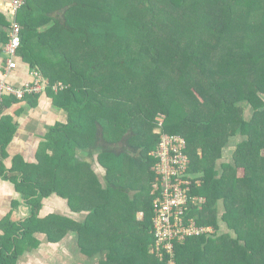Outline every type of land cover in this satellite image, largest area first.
Instances as JSON below:
<instances>
[{"label": "trees", "instance_id": "trees-1", "mask_svg": "<svg viewBox=\"0 0 264 264\" xmlns=\"http://www.w3.org/2000/svg\"><path fill=\"white\" fill-rule=\"evenodd\" d=\"M52 1L42 7L41 20L52 23L42 33L26 12H34L32 1L20 10L19 53L51 84L67 85L47 89L67 119L50 126L37 170L14 179L31 214L3 225L0 264H18L36 248L39 231L49 241L72 234L84 254L101 257L99 264H166L151 252L159 114L164 131L187 141L188 170L202 181H194L192 193L208 198L190 215L215 229L175 242L177 264H264V15L253 21L256 10L264 14V0L261 10L257 0ZM152 31L164 33L158 43L149 39ZM46 38L50 64L34 47ZM40 94L24 99L35 105ZM19 100L5 95L0 105V166L17 129L3 108ZM242 102L253 110L250 118L239 113ZM232 136L242 139L235 161L219 168ZM54 193L86 210V218L39 217L43 200ZM220 200L226 206L221 216ZM223 223L234 235L220 233Z\"/></svg>", "mask_w": 264, "mask_h": 264}, {"label": "crops", "instance_id": "crops-1", "mask_svg": "<svg viewBox=\"0 0 264 264\" xmlns=\"http://www.w3.org/2000/svg\"><path fill=\"white\" fill-rule=\"evenodd\" d=\"M34 7V12L26 11L34 18L35 24L38 25L40 32L47 31L52 23H45L41 20L43 14V6H50L52 0H31ZM52 16V14H51ZM14 19V12L11 5V0H0V80L4 79L17 86H22L26 82L33 79V68L28 57H24L22 53L17 55L18 65L16 68L6 73L8 53L5 50V44L9 37V31L12 21ZM50 38H46V44L34 45L36 52H43L45 55L41 57L38 55L40 61L50 64L46 60L53 59ZM50 45V47H49ZM41 71V70H40ZM42 72V71H41ZM4 114H9L12 121L16 123L17 129L11 141L6 147V154L1 155L2 162L0 166V236L4 234L3 225L7 220L12 222H20L26 220L31 214V207L27 203L24 195L17 188L14 179L22 180L24 171L27 169L37 170L35 167L39 164L42 158L43 143L45 142L46 134L50 126L57 121L65 122L67 113L63 109H59L53 104V98L49 96L48 90L39 95L38 102L32 105L28 99H21L13 103L9 107L4 106ZM80 154V153H79ZM18 167H17V166ZM96 169V167L94 166ZM103 169L99 165V170ZM97 171V169H96ZM104 173L99 172V176ZM86 210H75L71 208L67 198L60 197L57 194H51L50 197L43 200V206L39 210V217H45L49 214H56L57 216H66L73 220H83L87 216ZM143 213L139 212L138 217L142 218ZM36 238L40 241H45L47 238L45 233L36 232ZM67 238L72 239L77 243L75 236L67 234L60 240L49 241L52 245L62 244L67 241ZM48 239V238H47ZM45 244V243H44ZM78 245V243H77ZM43 245L39 246L42 252ZM60 247V246H59ZM62 247V246H61ZM32 251V249H30ZM35 251L36 248H34ZM33 252V251H32ZM82 252V251H81ZM26 256L29 251L24 252ZM82 255L91 257L82 252ZM21 257L19 256L18 264ZM32 260V257H29ZM49 263V262H46Z\"/></svg>", "mask_w": 264, "mask_h": 264}, {"label": "built area", "instance_id": "built-area-1", "mask_svg": "<svg viewBox=\"0 0 264 264\" xmlns=\"http://www.w3.org/2000/svg\"><path fill=\"white\" fill-rule=\"evenodd\" d=\"M27 0H11L14 19L5 44L8 53L6 73L17 67L16 60L23 41L22 25L18 20L20 10ZM33 79L22 86L0 80V105L5 95L24 99L27 94L43 93L49 87L58 92L67 87L62 81L51 84L38 69L33 71ZM159 127L155 133L160 136L159 143L152 154L158 158L154 166L155 181L152 183L154 196L153 233L154 243L151 252L166 264H177L175 242H183L188 237L208 235L215 232L210 224L200 225L190 215L192 206L208 202L205 195L192 193V184L201 185V179L194 180L189 172L190 156L187 141L181 134H171L163 129L165 116L156 117ZM159 129V130H158Z\"/></svg>", "mask_w": 264, "mask_h": 264}, {"label": "rangeland", "instance_id": "rangeland-1", "mask_svg": "<svg viewBox=\"0 0 264 264\" xmlns=\"http://www.w3.org/2000/svg\"><path fill=\"white\" fill-rule=\"evenodd\" d=\"M129 1L132 3H135L136 5H139V4H142L145 2L147 3V0H145V1L129 0ZM257 1H258L259 9L261 10L262 9V1L261 0H257ZM255 12H256V14L253 18V21H256L257 19H259L261 15H264L259 10H256ZM162 36H164V33H162L161 31H152L150 33L149 39L151 40V42L157 41V43H158L159 42L158 37H162ZM151 42L147 43L146 47L151 48V46H152ZM134 48H135V44H134ZM176 77L178 78V76H176ZM163 82H164V84H166L168 81L163 80ZM259 95L264 100V93H260ZM252 111L253 110L250 109L249 105L244 104V102L240 103L239 113H244L246 118H250L252 116ZM155 131L156 130L154 129V132ZM241 140H242L241 137H234V136H232L231 138L229 137L228 141L225 143L224 147L222 148V158L217 160V165L219 168H221V165L225 162H234L235 161V158H236V153H235L236 150L235 149H236V146L241 142ZM198 154L202 155L201 149H198ZM261 156L264 157V148L261 152ZM92 164L96 167L98 173L99 172L105 173L104 169L99 170L100 164H98L97 161H95V160L92 161ZM134 168H135V172L138 173V175H142L140 173H142L144 171V170H142L144 168L143 167L141 168V164H140V167L135 164ZM136 169H138V170L136 171ZM145 173H147V172L145 171ZM145 173L143 174V176H141V180L144 182H146L148 180L146 178ZM243 191H244V188H243ZM231 193H232V191L230 188L228 190V194L230 195ZM225 211H226L225 202H224V200H220L219 206H218V214L221 216V214L223 215V213ZM226 232H228L231 235H234L231 228H230V230L228 228L226 229V227H224V223H223L222 229L220 230V233H226ZM44 239H45V241L40 240L38 242V244L36 246L37 251L34 250V247H31L33 252L30 250L29 251L30 253L28 256H26L25 253L21 254L20 255L21 260L19 261V264H99V260L101 259V257L99 255H98L99 256L98 258H96L95 256H91L90 258L86 257V259H85V256L82 255V252H81L79 246L72 239L67 238V241H65L63 243V245L62 244L52 245L50 243L46 244L49 241L47 238H44ZM41 245H43V247L41 248L42 252L39 249H37ZM61 246H63V247H61ZM29 257H32L33 259L30 260ZM46 262H49V263H46Z\"/></svg>", "mask_w": 264, "mask_h": 264}, {"label": "flooded vegetation", "instance_id": "flooded-vegetation-1", "mask_svg": "<svg viewBox=\"0 0 264 264\" xmlns=\"http://www.w3.org/2000/svg\"><path fill=\"white\" fill-rule=\"evenodd\" d=\"M63 247V246H62ZM98 258V257H97Z\"/></svg>", "mask_w": 264, "mask_h": 264}]
</instances>
